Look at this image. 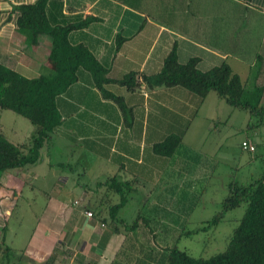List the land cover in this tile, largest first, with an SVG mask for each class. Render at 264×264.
<instances>
[{
  "label": "crops",
  "instance_id": "crops-1",
  "mask_svg": "<svg viewBox=\"0 0 264 264\" xmlns=\"http://www.w3.org/2000/svg\"><path fill=\"white\" fill-rule=\"evenodd\" d=\"M35 1L0 0V65L28 79L51 69L50 38L41 35L30 45L17 25V7ZM45 13L51 26L93 19L68 39L72 45L85 46L109 78L129 72L155 74L175 50L180 64L196 59L200 71L225 62L254 96L250 99L258 102L255 88L264 86V0H48ZM118 39H122L119 45ZM139 83L135 91L116 84L104 86L131 110L126 121L115 102L95 87L90 73L79 68L77 81L56 98L61 124L40 150L37 164L1 173L2 234L16 196L26 188L46 200L26 246L10 248L19 256L17 264H135L137 256L123 254L129 239L121 227L114 233L96 216L98 209L104 214L117 202V196L106 201L105 181L117 177L134 181L139 188L141 183L149 184L148 189L159 192L162 209L169 206L166 199L193 190L187 179L203 163L182 142L200 123L212 93L200 101L181 87L149 89L141 79ZM8 116L27 132L24 137L11 131L8 138L1 126L4 137L15 146L27 144L33 126L20 116ZM171 135L182 138L174 155H156L152 147ZM244 141L256 148L252 154L246 151L250 156L246 184L264 176V145ZM78 174H82L79 180ZM86 211L93 216L87 217Z\"/></svg>",
  "mask_w": 264,
  "mask_h": 264
},
{
  "label": "trees",
  "instance_id": "trees-1",
  "mask_svg": "<svg viewBox=\"0 0 264 264\" xmlns=\"http://www.w3.org/2000/svg\"><path fill=\"white\" fill-rule=\"evenodd\" d=\"M47 2L48 0H36L33 4L20 5L16 10L18 28L26 34L30 45H35L37 38L41 35L50 38L51 48L48 60L51 69L49 68L46 73L36 78L28 79L0 65V110L11 111L25 118L34 128L29 142L21 146L10 143L0 131V175L6 171L37 164L40 150L51 141L54 130L61 124V117L55 103L56 98L77 81L79 68L90 73L95 87L102 96L115 102L125 120L128 118V121L131 110L126 107L121 97L106 91L104 86L116 84L129 91H135L139 88V79H141V83L143 82L149 89L184 88L198 96L200 101L213 92L232 109L247 113L256 121V126L264 125V86L255 88L258 102L254 103L250 99L254 96L252 94L250 96V91L246 92L240 77L225 62L207 71H200L197 68L196 59L180 64L175 50H172L164 58L161 69L155 74L129 72L121 78H109L107 70L85 46L72 45L68 39L72 31L86 27L93 19L67 26H51L45 13ZM121 42L122 39H118L117 44ZM181 140L180 136H168L162 142L155 144L152 150L156 155L172 157ZM103 185L107 187V194H109L106 201L111 202L112 196H117V202L107 207L104 214L100 215L101 212L98 209L96 216H100L104 224L112 226L114 233L119 232L123 225L130 239L140 246L138 255L144 254L145 248L150 253V249L144 243L140 245V240H143L142 230L150 231V229L145 224L146 228L138 229L141 222L146 223L148 219L138 216L132 225H127L123 219H118L119 211L129 202V195L135 190V182L111 177ZM228 191L227 198L221 204V211L206 223L207 226H217L223 221L227 212L242 205L245 206L244 213L233 229L225 249L203 259L193 258L176 246L166 247L155 260L157 264H264V176L246 184L230 183ZM126 249L124 255H127ZM5 251L12 257L15 254L8 247ZM140 256L135 259V264L152 262L150 255L147 256L145 253L143 258ZM7 264H15V262Z\"/></svg>",
  "mask_w": 264,
  "mask_h": 264
},
{
  "label": "rangeland",
  "instance_id": "rangeland-1",
  "mask_svg": "<svg viewBox=\"0 0 264 264\" xmlns=\"http://www.w3.org/2000/svg\"><path fill=\"white\" fill-rule=\"evenodd\" d=\"M211 93L213 99L208 98L201 113L203 117L199 120L200 123L190 129L182 142L184 149H190V155L198 154L203 163L197 174L187 179L186 184L192 183L193 190L188 189L178 197L166 199L169 206L162 209L158 206L159 192L148 189L149 184L141 183L140 188L134 185L135 190L130 193L128 204L119 211L118 219H123L127 225H132L138 216L148 219L146 223L141 222L138 229L144 228L145 225L150 229L142 230L143 240H140V245L144 243L150 249V253L146 248L143 252L147 256L150 255L152 262L157 260L166 247L176 246L193 258L203 259L222 252L244 213L245 206L242 205L227 212L217 226L206 224L221 211V204L229 194L228 185L234 182L245 183L250 156L241 148V143L250 140L254 144L264 145V125L256 126V121L247 113L232 109L215 93ZM0 113H5L0 114V128L3 127L8 138H12L11 131L25 137V126L13 123L14 118L9 120L8 115L22 118L7 110H0ZM204 114L211 120L207 121ZM23 121L31 125L25 118ZM32 132L33 130L28 133L30 139ZM76 178L81 179L82 174L76 175ZM45 188L47 190L50 187L45 185ZM45 201L44 196L32 193L27 188L16 196V205L3 234L0 229V264H17L19 256L6 254L5 248L22 249L26 246L41 216ZM199 229L202 230L195 232ZM121 231L126 239H129L122 248H127L129 258L139 257L140 246L130 241L122 225ZM144 254L140 257L143 258ZM154 263L157 264V261Z\"/></svg>",
  "mask_w": 264,
  "mask_h": 264
},
{
  "label": "built area",
  "instance_id": "built-area-1",
  "mask_svg": "<svg viewBox=\"0 0 264 264\" xmlns=\"http://www.w3.org/2000/svg\"><path fill=\"white\" fill-rule=\"evenodd\" d=\"M241 148L244 150V151H248L249 153H254L255 152V146L253 144H251L249 141H243L241 143ZM85 215L87 217H92L93 214L90 212V211H86L85 212Z\"/></svg>",
  "mask_w": 264,
  "mask_h": 264
}]
</instances>
